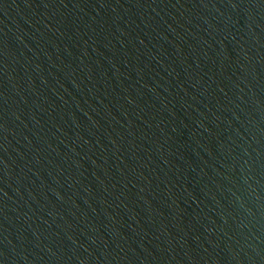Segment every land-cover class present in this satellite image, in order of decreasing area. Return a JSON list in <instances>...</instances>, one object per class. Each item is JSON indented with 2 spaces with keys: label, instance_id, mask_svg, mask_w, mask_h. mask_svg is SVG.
Returning <instances> with one entry per match:
<instances>
[{
  "label": "water",
  "instance_id": "obj_1",
  "mask_svg": "<svg viewBox=\"0 0 264 264\" xmlns=\"http://www.w3.org/2000/svg\"><path fill=\"white\" fill-rule=\"evenodd\" d=\"M0 264H264V0H0Z\"/></svg>",
  "mask_w": 264,
  "mask_h": 264
}]
</instances>
